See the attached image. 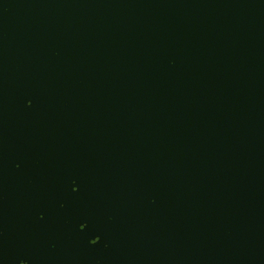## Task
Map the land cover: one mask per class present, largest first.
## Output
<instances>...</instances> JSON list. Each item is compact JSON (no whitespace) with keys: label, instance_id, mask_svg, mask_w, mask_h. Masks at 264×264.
<instances>
[{"label":"water","instance_id":"obj_1","mask_svg":"<svg viewBox=\"0 0 264 264\" xmlns=\"http://www.w3.org/2000/svg\"><path fill=\"white\" fill-rule=\"evenodd\" d=\"M21 262L264 264V0H0Z\"/></svg>","mask_w":264,"mask_h":264},{"label":"snow or ice","instance_id":"obj_2","mask_svg":"<svg viewBox=\"0 0 264 264\" xmlns=\"http://www.w3.org/2000/svg\"><path fill=\"white\" fill-rule=\"evenodd\" d=\"M31 104V101H29V105ZM72 184L74 185V187L72 188V190L75 192V191H77L78 189H77V187H75V185H76V181L75 180H73L72 181ZM41 218H43V217H41ZM84 227H86V225H84V224H81V229H83ZM99 237H97L96 239H94V240H92L91 241V243L92 244H96V243H98L99 242ZM23 262V261H22ZM22 262H21V264H22Z\"/></svg>","mask_w":264,"mask_h":264}]
</instances>
